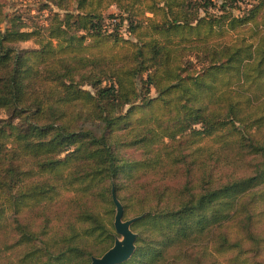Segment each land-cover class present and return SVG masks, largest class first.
I'll return each instance as SVG.
<instances>
[{"label": "trees", "instance_id": "obj_1", "mask_svg": "<svg viewBox=\"0 0 264 264\" xmlns=\"http://www.w3.org/2000/svg\"><path fill=\"white\" fill-rule=\"evenodd\" d=\"M43 9L0 3V264H90L112 190L121 264H264V0Z\"/></svg>", "mask_w": 264, "mask_h": 264}, {"label": "water", "instance_id": "obj_2", "mask_svg": "<svg viewBox=\"0 0 264 264\" xmlns=\"http://www.w3.org/2000/svg\"><path fill=\"white\" fill-rule=\"evenodd\" d=\"M112 202L115 209L113 226L116 237L112 246L100 257H91L90 264H121L128 261L135 251L136 234L132 232L131 225L141 217L123 221L122 205L115 197L113 190Z\"/></svg>", "mask_w": 264, "mask_h": 264}, {"label": "rangeland", "instance_id": "obj_3", "mask_svg": "<svg viewBox=\"0 0 264 264\" xmlns=\"http://www.w3.org/2000/svg\"><path fill=\"white\" fill-rule=\"evenodd\" d=\"M0 3L3 6V10L5 13L20 14L22 16L24 23L29 28L38 27V26L42 27L46 25L47 23L49 9L41 10V6L44 4V0H0ZM52 10L54 11V9ZM116 13H117L116 9L111 7L106 11L105 15L106 16L115 15ZM19 47L23 50H29V49L35 48V45L32 42H26V43L20 44ZM0 118H5V116L3 114H0ZM114 214H115V209H114ZM135 217L142 218L143 214L140 216L131 217L129 219L125 218L122 220L123 221L130 220ZM115 237H116V233L114 235L113 241Z\"/></svg>", "mask_w": 264, "mask_h": 264}]
</instances>
